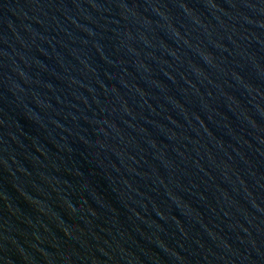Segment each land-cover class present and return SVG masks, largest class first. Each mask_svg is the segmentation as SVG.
I'll return each mask as SVG.
<instances>
[{"label":"water","instance_id":"water-1","mask_svg":"<svg viewBox=\"0 0 264 264\" xmlns=\"http://www.w3.org/2000/svg\"><path fill=\"white\" fill-rule=\"evenodd\" d=\"M0 59L106 264H264V0H0Z\"/></svg>","mask_w":264,"mask_h":264}]
</instances>
